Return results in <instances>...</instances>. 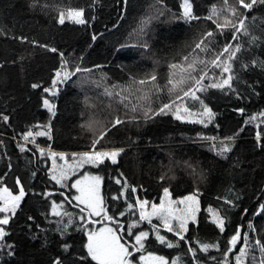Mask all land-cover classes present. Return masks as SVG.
<instances>
[{"label":"trees","instance_id":"obj_1","mask_svg":"<svg viewBox=\"0 0 264 264\" xmlns=\"http://www.w3.org/2000/svg\"><path fill=\"white\" fill-rule=\"evenodd\" d=\"M189 2L193 3L195 14L203 17L208 14L213 4L220 6L223 0ZM30 3L37 6L30 8ZM181 3L182 0H163V5L170 13L175 14H179ZM44 4L55 5L57 8L83 7L87 23L75 25L66 21L65 25H59L55 22L57 11L52 7L42 10L40 5ZM156 4L157 0H128L127 5L123 0H95V3L93 0H0V30L7 33L0 35V112L9 114L11 119L10 125L0 122V141L3 142L0 144V175L9 172L5 182L13 190H16L15 179L20 177L27 190L21 208L8 226L7 241L17 246V256L13 264H16V261H23V264H46L50 256L57 251L55 244H50L47 251L40 248L45 237L41 229H48L49 239L58 238L52 231L58 218L47 215L50 211L49 202L33 195V191L39 192L44 185L31 176L32 171L46 175L51 162L46 157L41 158L33 144L25 145L28 151L24 153L19 151L17 144L24 143L20 138L22 131L35 124L49 122V113L43 108L41 97L46 95L43 93V87L50 86L51 76L60 66L59 52L51 53L27 41L21 43L13 37L23 35L27 36L28 41L36 40L57 47L70 62L71 70L74 71L77 65L90 70L76 73L69 81L59 86V93L53 98L57 104V114L51 120L53 139L36 137V142L45 149L51 146L52 150L57 152H80L89 149L92 139V132L82 129L81 125L90 119L107 122L114 115L113 108H119L121 118L126 119L124 113L127 109L119 103V97L113 99L105 95V88L111 89L112 85L123 87L128 83L130 74L143 75L145 72H151L154 66L158 74L157 82L164 85L168 62L177 63L182 55L191 51L190 48L183 49L180 55H177V51L183 47V42L191 39L197 31L215 28L211 21L203 20L194 21L191 25L176 20L164 23L153 21L149 25L153 29L150 41L153 43L152 52L132 47L136 44L134 30L149 13L150 6ZM252 14L264 17V10L257 9ZM249 18L251 19V16ZM257 24H261V21L257 20ZM255 32L257 35L262 34L259 29ZM94 33L97 34L95 42L91 40ZM227 35L231 39L230 33ZM246 41L247 38L241 36L240 42L248 48ZM217 43L222 45L223 38H219ZM122 44L129 47L122 50L123 56L118 57L115 50ZM254 57L264 60V46L242 51L235 68L239 71L241 62H248ZM154 60L159 63L154 65ZM96 65L100 67L97 68ZM239 75L244 83L234 81L233 86L241 94L249 95L250 99L238 100L236 93L229 92L225 95L216 89L198 94L217 113L215 123L207 127L177 121L170 115L148 123L141 122L139 127L136 122L117 126L98 147H123L124 152L118 157L117 165L107 162L108 167L102 168L98 174L103 177L102 194L109 206L112 203V194L117 193L121 187L115 183L114 178L126 179L130 186L137 188L135 196L130 189L127 190L129 202L132 203L137 197L159 203L163 187H169L174 199L193 192L198 193L201 208L198 213L199 232L185 235L198 236L203 242L218 243L222 250H226L227 240L235 233L237 225L241 227L243 234L249 231L248 223L251 221L257 228V232H250L249 255L245 259V264H251L253 256L257 260L260 257L255 241L264 240V215L256 214L260 205L264 204V153L255 147V133L264 129H257L254 124L244 125V119L264 110V91L259 83L264 81V72L251 69L239 71ZM32 83H39L41 87L32 89ZM248 84H255L260 95L251 93L247 89ZM120 87L116 91H119ZM131 99L135 102L134 97ZM162 99L167 101L166 94H162ZM188 103L193 104L192 101ZM238 107H243L245 113L233 111ZM242 127L243 131L237 136L234 152L230 154L240 159L239 168L235 167L232 159L217 157L210 150L212 142L202 140L197 135L200 133L202 136H217L222 139ZM9 163L12 165L10 171ZM40 169L44 171L40 172ZM88 170L97 173V169ZM120 173H123L122 177ZM162 174L166 176L164 180H160ZM34 184L36 187L32 189ZM48 188L54 194L50 200L54 199L57 203L63 200V197L58 195V188L51 184ZM64 191L65 195H68V191ZM229 199L236 207L225 204V200ZM119 203L124 205L123 198ZM65 207L70 212L79 213V209L73 208L71 204L65 203ZM209 207L220 210L225 216L226 227L223 233L211 223L209 214L205 211ZM245 208L247 212H244ZM109 214H112L111 210ZM28 216L34 219L29 221ZM118 218L126 225L129 220H138V214ZM37 224L39 228L36 227ZM149 227L147 222L140 225L143 230ZM33 234L40 239L33 240ZM161 234L175 240L171 233H166L163 229ZM70 235L79 238L80 234ZM242 245L241 235L237 247L230 253V264H235V254ZM149 250L169 259L177 255L188 259L183 256L186 246L182 242L181 247L177 249H168L153 243ZM210 255L222 259L221 252L215 249H210ZM208 264L214 262L209 260Z\"/></svg>","mask_w":264,"mask_h":264},{"label":"snow or ice","instance_id":"obj_2","mask_svg":"<svg viewBox=\"0 0 264 264\" xmlns=\"http://www.w3.org/2000/svg\"><path fill=\"white\" fill-rule=\"evenodd\" d=\"M95 3V0H93ZM127 5L128 0H123ZM35 8V3L28 5ZM41 9L52 7L57 11L56 23L65 25L69 22L75 25H85L87 23L85 8L83 7H59L55 5H40ZM150 11L140 21L137 29L134 30L136 44L132 47L152 52L153 43L152 31L149 27L153 21L160 23L170 22L172 20L183 21L191 25L194 21H211L215 28H207L197 31L191 37L183 42L182 49L177 51L180 55L183 49H191L187 54L181 56L177 63L168 62L166 83L159 84L158 74L155 66L151 72L130 74L128 83L120 87L112 85L111 89L105 88V95L115 99L119 97V103L127 111L124 118H121L119 108H113L114 115L107 122L90 119L81 125L82 129L92 132L91 144L88 150L71 153V162L66 159L65 152L53 151L51 146L47 149L41 147L36 142V137H47L53 139L52 117L57 114V104L53 98L59 93V86L69 81L76 73L89 72V69L75 66L71 70L70 62L65 58L62 51L57 47L46 43H39L36 40L28 41L27 36H15L14 39L21 43L28 42L45 49L51 53L59 52L60 66L54 70L51 76L49 87H43L41 97L42 106L49 113V122L45 124H35L27 130L22 131L20 138L24 143L17 144L19 151L24 153L28 151L27 144H33L35 150L41 158L51 160V167L47 168L46 175H40L37 171H32L31 176L42 182L44 187L39 192L33 191V195L42 197L50 203V211L47 215L57 217L54 222L56 227L52 229L58 238L49 239L47 237L48 229H41L45 237L40 244V248L47 251L50 244H55L57 251L50 256L46 264H208L211 260L214 264H230V253L237 247L238 241L243 236V245L239 247L235 254V264H245V259L249 255L250 232H257L256 226L249 221V231L241 233V227L237 225L235 233L227 240L226 250H222L218 243L203 242L198 236L186 237V233L199 232L198 213H200V201L198 193L193 192L188 195L172 197L169 187H163L162 194L159 196V203H149L146 199L136 198L135 202H129L127 190L130 189L133 196L137 193V188L130 186L126 179L114 178L115 183L120 185V190L111 196V205L106 203L105 196L101 192L103 177L98 174L102 168L108 167L107 162L117 165L118 157L124 152L123 147H103L101 144L111 131L117 126L126 122L132 124L136 122L148 123L153 119L171 116L174 120L200 124L207 127L216 121L217 113L212 107L201 98L199 93H206L209 89H216L227 95L229 92L236 93L238 100L250 99L249 95H244L233 86L234 81L240 80L239 71H250L259 69L264 72V60L254 57L248 62H241L239 71L235 64L239 61L242 51H247L252 47L261 48L264 46V17L253 15L257 9L264 10V0H223L220 6L213 4L208 14L201 17L195 14L193 3L189 0H182L179 7V14L170 13L163 5V0H157V4L150 6ZM251 16V19L249 18ZM257 20L261 24H257ZM259 29L261 35H257L255 30ZM228 33L231 39L228 38ZM0 35L7 33L0 30ZM241 36L247 38L248 48L240 42ZM147 37V38H145ZM223 38L224 43L219 45L218 39ZM91 40H97V34L91 36ZM235 42V43H234ZM128 45H120L115 50L118 57L123 56L122 50L128 48ZM217 47L219 50L217 51ZM143 54V53H142ZM203 54V55H201ZM158 61H153L157 65ZM97 68L100 65H96ZM218 70V74H217ZM211 72V74H209ZM207 81V83H205ZM260 88L264 91V81H260ZM39 83H32V89H39ZM120 87L119 91L116 89ZM247 89L255 95H260L256 91L255 84H248ZM162 94H166L167 101L162 99ZM135 98V102L131 98ZM188 101H192L190 105ZM194 105H198L195 107ZM233 111L244 114L245 109L238 107ZM264 123V110L246 116L244 125L255 124L257 121ZM0 122L4 125H10V115L0 112ZM243 131V127L233 133L226 135L222 139L217 136L197 135L202 140L211 141L210 150L219 158L234 161L236 168L240 167V159L230 156L234 152L237 136ZM15 139V137H13ZM131 139V138H129ZM3 142L0 141V144ZM255 147L261 153H264V130L256 131ZM62 161L63 163H58ZM31 163V161H29ZM39 163V162H37ZM97 169L94 174L88 169ZM9 171L12 165L8 164ZM40 169V172H43ZM79 173L77 176L76 174ZM9 172L0 175V264H13L17 256V246L15 243H9L8 226L17 215L18 210L25 200L27 190L22 179L17 176L15 179V189H10L5 182ZM123 176V173H120ZM166 176L162 174L160 180ZM52 185L58 188V195L63 197L59 203L50 198L54 195L48 186ZM36 185H32L35 189ZM68 195H65V191ZM74 190V191H73ZM123 198L124 205L119 201ZM74 202V203H73ZM65 203L71 204L73 208H78L79 213L68 211ZM225 204L236 207L232 200H225ZM123 207V210L121 208ZM112 214H109V212ZM210 216V221L220 233L225 231V216L220 210L209 207L205 210ZM247 212V209H244ZM138 220L132 219L122 223L118 217L126 215H137ZM257 215H264V204L260 205ZM153 218L159 221V224L153 223ZM29 221L34 218L28 216ZM47 219V216H46ZM143 222L150 226L147 230L140 228ZM52 223V222H50ZM192 226H196L193 228ZM31 227V226H29ZM37 228L40 226L37 224ZM161 229L166 233H171L175 240L169 239L161 234ZM70 233H79V238H75ZM127 236V239H125ZM154 237V241H153ZM33 240L40 239L33 234ZM181 242L186 246L183 256L188 259H182L180 255L172 256L169 259L165 255H157L155 251H150L149 246L153 243L167 247L168 249H177L181 247ZM255 247L260 252L259 260L252 257L251 264H264V240H256ZM210 249L221 252L222 259L210 255ZM199 254H205L201 256ZM6 257V258H4ZM206 257V258H205ZM16 264H23V261H16Z\"/></svg>","mask_w":264,"mask_h":264},{"label":"rangeland","instance_id":"obj_3","mask_svg":"<svg viewBox=\"0 0 264 264\" xmlns=\"http://www.w3.org/2000/svg\"><path fill=\"white\" fill-rule=\"evenodd\" d=\"M257 124L259 125V127H257L255 124V127L258 129V128H262V129H264V123H260L259 122V120L257 121ZM67 154V153H66ZM66 159L69 161V162H71V154H67V156H66ZM50 162H51V160H50ZM52 163V162H51ZM58 163H63L62 161H58ZM50 167H51V165H50ZM77 176L79 175V173H77L76 174ZM74 191V190H73ZM101 192H102V184H101ZM149 203H152V202H149ZM209 218H210V216H209ZM153 222H156L157 224H159V221L158 220H156L155 218H153Z\"/></svg>","mask_w":264,"mask_h":264}]
</instances>
